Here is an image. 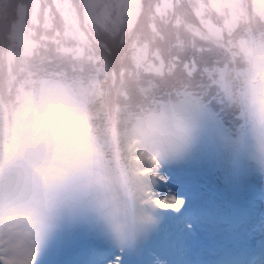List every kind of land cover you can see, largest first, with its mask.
Returning a JSON list of instances; mask_svg holds the SVG:
<instances>
[{
    "label": "clouds",
    "instance_id": "clouds-1",
    "mask_svg": "<svg viewBox=\"0 0 264 264\" xmlns=\"http://www.w3.org/2000/svg\"><path fill=\"white\" fill-rule=\"evenodd\" d=\"M259 7L257 0L210 5L223 20L218 31L188 29L209 42L210 59L179 73L171 62L167 73H158L170 81L167 87L138 86L141 102L116 106L103 130L85 123L100 95L96 81L67 75L32 81L11 135L0 137V240L23 241L37 254L65 216H79L97 220L118 246L135 247L164 210L155 200L167 193L154 173L192 150L213 103L235 113L247 147L264 165ZM195 47L189 38L185 48ZM156 264L165 262L157 258Z\"/></svg>",
    "mask_w": 264,
    "mask_h": 264
},
{
    "label": "trees",
    "instance_id": "trees-1",
    "mask_svg": "<svg viewBox=\"0 0 264 264\" xmlns=\"http://www.w3.org/2000/svg\"><path fill=\"white\" fill-rule=\"evenodd\" d=\"M22 2L32 3V0H23ZM42 2L43 0H40V3ZM49 2V4H53V7L49 5L51 6L49 8H52L55 12L57 11L59 16L53 17L51 9L49 16L52 17V20L48 17L45 18L44 14H41L44 12L41 7L37 23L33 24L31 17L26 19L28 36L34 39L33 42L40 39L46 42V45L37 43L33 55L23 56L21 52L24 49L19 41L17 42L19 44L14 46V42L9 39L10 27L8 32L4 34L0 32V56L5 49L14 50V59L11 62L4 61L0 64L5 67V69L0 68V79H3L6 74L7 79L5 80L8 85L10 84L13 87L23 85L24 89L29 90L32 87V81L24 70L28 64H31L32 70L39 74L49 76L52 75L51 71H59L60 75L61 70L62 75L79 77L84 80H94L99 86H102L100 78L108 77V82H110L108 87L110 89L109 97L104 99L98 96L95 103L89 106V112L93 114L91 123L100 130L109 126V121L114 116L116 106L122 107L127 103L134 105L141 102L142 98L136 94L138 86L147 87L150 82L159 83L161 86L170 83V81H162L158 73L145 71L143 67L136 68L133 54L131 55V53H127L122 59L119 58L118 54H116L117 50L127 51V49L130 50V47H134V44H131V41H129L132 36L133 38H137L136 41H140V39L142 41L145 40L144 44L147 50L146 64L160 65L162 63V72L164 73L169 71V65L173 61L177 66L176 71L179 73L180 70H189L185 67L186 65L194 64L198 69L204 62L210 59L209 42L200 36H193L188 31L189 27L196 31L204 29V24L201 22L202 17L196 14L193 7L196 0H179L176 7L169 9L164 16L156 12V5L159 4L160 0H141L143 10L139 16L140 20L136 24V31L128 34L126 26L120 25L119 33L116 35L111 30L116 25L108 24L106 29L99 25L86 24L81 0H72L79 18L80 31L84 33L86 40L79 39L78 36L72 34L70 29H66L64 19L60 11L56 9L54 0H49ZM169 2L176 3V0H169ZM9 3H14V0H7L6 8H3V3L0 5V28L4 26L8 27L7 22L12 18ZM28 9L31 11V5ZM1 13L3 14L2 17ZM178 19L179 23H177ZM203 19L210 21L211 24L217 27L223 23L219 15L212 10H207ZM14 21L15 13L12 22ZM44 34L49 36L50 39H46ZM189 38L194 40L195 49L185 48ZM60 43H63L66 46L65 48L73 51L60 50ZM77 48L84 50L82 56H77L74 51ZM42 49H44V55L36 56L39 52L42 53ZM182 49L184 50L181 51ZM89 57H92V59H89ZM35 62L40 64H37V70L34 65ZM9 70L10 73L7 75ZM29 72H31V69H29ZM33 76L34 81L38 74H34ZM118 77H127L128 79L122 81L126 84L119 86L112 83ZM105 84H107L106 81ZM126 96L128 99H126ZM113 97L116 98V101L113 100ZM220 107L223 106L220 105ZM222 109L224 117L233 120L232 115L235 113L225 107Z\"/></svg>",
    "mask_w": 264,
    "mask_h": 264
},
{
    "label": "rangeland",
    "instance_id": "rangeland-1",
    "mask_svg": "<svg viewBox=\"0 0 264 264\" xmlns=\"http://www.w3.org/2000/svg\"><path fill=\"white\" fill-rule=\"evenodd\" d=\"M22 1L23 0H14V3H9L10 4L9 8L12 14V18L7 22L8 27L4 26L0 28L1 34H4L5 32L9 31V27H10L9 39L10 41L14 42V46L20 43L19 38L16 39L12 38L13 25L17 22L19 17V5L23 4L27 8L30 5L32 6V3H23ZM2 3H3V8H6L7 0H0V5H2ZM49 3H50L49 0H43V2L41 3V7H42V11L44 10V12H42L41 14L42 15L44 14L45 18L48 17L50 18V20H52V17L49 16V12L48 13L45 12L46 8H49L51 6L53 7V4H49ZM166 3H170L169 0H160L159 4L156 5V8L157 6L162 7ZM29 10L30 9H28V11ZM14 13H15V21L12 22V20L14 19ZM30 13L31 11H29L28 17H30ZM52 15L53 17L59 16L58 12L53 11V9H52ZM2 16L3 14L1 13V17ZM116 20L117 18L113 13L112 21L115 22ZM139 20L140 19L138 17L134 26L131 29H128L126 19L123 24H117L116 26L119 25L118 27H120V25L121 26L125 25L126 31H128V34H130L136 31V24L139 22ZM24 35L27 39L34 41L33 38H30V36H28L29 35L28 31H26ZM44 36L46 39H50L49 36H47L46 34H44ZM136 39L137 38H133L132 36V38L129 40L131 41V44L132 43L134 44V47H130V50L127 49V51L126 50L120 51L119 49L116 51V54H118L120 59L126 56L127 53L128 54L131 53V55L133 54L134 57V54L136 53V50L138 48H144L146 46L144 44L145 40L142 41V39H140V41H136ZM18 41L19 43H17ZM34 43L46 45V42L42 41L41 39L35 41ZM65 47L66 46H64L63 43H60V50L68 49ZM6 50L8 51L6 52ZM23 51L21 53H23ZM41 51L43 54L39 52L36 56L44 55L45 53L44 49H42ZM13 52L14 50L11 51L10 49H5L3 51V54L0 56V64L4 61L11 62L14 59ZM10 54H11V60L9 58ZM120 67L122 66L120 65ZM135 67L138 68L136 64ZM0 68L5 69L3 65H0ZM29 69H31L30 65H27V67L24 68L26 74L29 72ZM134 72L137 73L136 70H134ZM9 73L10 70L8 71L7 75ZM5 79H7L6 74L3 77V79H0V137H3L5 133L11 135L10 122H13L14 125L16 124L18 109L20 108L21 105L20 98L22 92L27 91L26 89H24L23 85L18 87H13L10 84L8 85ZM100 79H101L100 83H102V86H100L99 96L104 99H107V97H109V92H110V89L108 88L110 82H108V77H104V78L102 77ZM126 79L128 78L118 77L117 80L112 81V83L119 86L125 85L126 83H123L122 81H125ZM26 81H28V79H26ZM105 81L107 82V84L104 85ZM113 100L116 101V98L113 97ZM89 115H93V114L89 112ZM10 118L13 120H10ZM85 123H91V119L85 121ZM204 126H206L207 128L203 127V130L199 138L197 139L195 145L193 146L192 150L183 159L165 163L158 169L159 174L165 178L164 181H160L161 188L164 191V193L171 192L174 196H176L178 199L183 200L184 202H187L189 200L209 202L217 209L218 212H223L225 215H227V213L230 211V199H225V196L224 198L223 197L220 198L219 195L222 193L230 195V187H229L231 183L230 169L233 164L232 156L234 152V147L228 145L227 143H225L220 139H211V137L209 136V132H211L212 130L209 129L210 128L209 126L207 125ZM243 179L247 185V189L245 192L243 191V197H242V202L247 207L245 217L246 215H248L249 223L256 220L258 217H262V220L264 221V165H261L256 159L245 157L242 180ZM252 211L254 212L251 213ZM232 215L233 213L231 207V217ZM167 229L168 227L164 226L161 232L165 234V232H167ZM183 230H184L183 226L181 228L178 226V228L174 230L175 235L180 236L179 232ZM212 231L214 232L213 236L206 235L202 232L195 234L198 235V237L201 240V243L206 245L208 242L212 244V240H216L215 241L216 243L217 242L216 238H218V236H222L224 231L227 234L230 233L228 228V223H218V226L216 228H213ZM101 232H104V234L108 233L107 230L102 226V224H100L97 220L93 218L79 217V216L78 217L65 216L42 242L34 260L37 261L49 260L51 264L66 263V260L70 261V254L67 252L61 254V252L59 251V246H60L59 244L61 240H63L64 238L70 235H72V237H76L82 240L81 238L85 236L87 233L100 234ZM258 234L259 233H257V235ZM98 236L99 235L95 234V237H93L96 238L95 241L97 240ZM176 240H178V237L176 238ZM223 242L227 243L226 240ZM208 248H212V247L208 246ZM146 249L147 248L143 246L139 248L140 262L144 261L142 264H156L157 258L163 260L165 264H169L168 261L169 256L161 258L157 250L151 249L149 253H146ZM120 257L122 259V256ZM97 264H113V263L109 259H106V261H102Z\"/></svg>",
    "mask_w": 264,
    "mask_h": 264
},
{
    "label": "snow or ice",
    "instance_id": "snow-or-ice-1",
    "mask_svg": "<svg viewBox=\"0 0 264 264\" xmlns=\"http://www.w3.org/2000/svg\"><path fill=\"white\" fill-rule=\"evenodd\" d=\"M54 2L56 9L60 11L61 16L64 19L66 29H70L72 34L78 36L79 39L86 40L84 33L80 31L79 18L72 0H54ZM216 2L217 0H196L193 4L196 14L202 17L201 22L207 27L210 35L218 31L217 26L211 24L210 21L203 19V16L207 10L216 11L218 15L220 14L218 8L210 9V5H213ZM257 2L260 5L258 11L264 14V0H257ZM178 3L179 0H176V3H166L162 7L157 6L156 12L157 14L164 16L167 14L169 9H173ZM81 7L83 9L84 21L86 24H91L93 26L99 25L100 27L106 29L108 24H123L125 19L128 29H131L143 10L141 0H81ZM40 11V0H32L30 17L33 24L37 23V17ZM50 11V8L45 9L46 13ZM113 13L117 18L115 22L112 21ZM28 15V8L23 4L19 5V17L17 22L13 25L12 34L13 39L19 38L24 49L22 55L26 57L33 55V51L37 47L33 41L27 39L24 35V33L28 31L26 27V19ZM179 22L180 21L178 19L177 23ZM227 24L228 22L226 21L225 26H227ZM45 26L47 27V25ZM111 30L114 35L119 33L118 26H114ZM61 50L73 51L70 49ZM74 51L77 56H82L84 50L82 48H77ZM9 58L11 60V54ZM89 59H92V57H89ZM133 59L136 66L138 68L143 67L145 71L155 73H161L163 71L162 63L160 65L151 63L146 64V46L144 48H138ZM185 67L189 69L188 65ZM191 70H194V68ZM154 176L160 181L165 180V178L161 176L158 171L154 173ZM155 203L164 210L172 209L178 211L182 208L184 201L178 199L171 192H168L166 195L157 197ZM5 244H7V247H5ZM36 255L35 249L23 241L8 242L0 240V264H34Z\"/></svg>",
    "mask_w": 264,
    "mask_h": 264
},
{
    "label": "bare ground",
    "instance_id": "bare-ground-1",
    "mask_svg": "<svg viewBox=\"0 0 264 264\" xmlns=\"http://www.w3.org/2000/svg\"><path fill=\"white\" fill-rule=\"evenodd\" d=\"M224 196L226 197L227 195H224ZM221 197H223V194L221 195ZM220 198H217V199H220ZM186 225L189 228L194 229V230H205L206 229V226H207V222L204 221V220H201V219H197V220L187 221L186 222ZM257 231H258V233H264V221L263 220H262V223H261V227H259L258 229H256V232ZM103 238H104L103 236L99 235L97 237V240L96 241L102 240ZM76 254L77 255L86 256V255H84L83 249H79ZM260 264H263V262H261Z\"/></svg>",
    "mask_w": 264,
    "mask_h": 264
}]
</instances>
